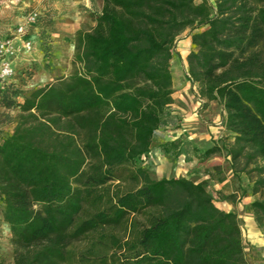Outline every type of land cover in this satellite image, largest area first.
<instances>
[{
	"label": "trees",
	"instance_id": "trees-1",
	"mask_svg": "<svg viewBox=\"0 0 264 264\" xmlns=\"http://www.w3.org/2000/svg\"><path fill=\"white\" fill-rule=\"evenodd\" d=\"M185 31L186 76L203 107L222 108L229 160L253 165L263 196L249 210L264 229V0H102L94 27L76 35L79 70L21 102L14 82L0 90V107L17 109L0 139L12 264H248L235 214L204 183L153 180L136 166L173 102L170 61ZM121 180L134 187L110 192ZM90 238L113 252L71 257Z\"/></svg>",
	"mask_w": 264,
	"mask_h": 264
},
{
	"label": "rangeland",
	"instance_id": "rangeland-1",
	"mask_svg": "<svg viewBox=\"0 0 264 264\" xmlns=\"http://www.w3.org/2000/svg\"><path fill=\"white\" fill-rule=\"evenodd\" d=\"M194 1L196 3L200 2V0ZM207 1L209 3L213 2V0ZM51 3L52 0H0V39L12 40L17 37L15 33L17 26L26 22L30 12L37 14L36 21L26 26V34L23 37V40L29 39L28 41L31 42L34 50L28 53L22 50L18 51L13 46L16 52L10 58L15 72L11 82H14V90L19 92L16 98L17 102H21V97L32 90L54 84L60 79H66L74 70L80 69L79 63L75 62L77 54L75 39L78 32H84L85 30L81 29L74 34L72 45H61L57 54L59 59H55L56 56H53L52 52L51 29L57 25L54 19L56 14L46 12L47 9L45 8ZM188 35L187 31L180 35L172 51L170 73L173 102L164 110L162 123L157 130L158 136H155V139L151 142L152 146L149 152L137 161L136 166L145 170L149 178L153 180L174 177L175 169L179 164L180 167L185 166L193 173L205 174V179H199L200 176H198V179L192 182L204 183L206 191L213 198L214 205L218 209L222 208L220 209L222 211L225 209L235 214L241 230L244 257L247 263L251 264L249 260L251 247L253 246V236L256 233L258 237H264V229L257 227L249 210V205L263 196V190L256 183H253L256 174L250 164L243 167L244 160L238 159L233 169L235 172L245 171L248 184L239 175L234 174L231 176L228 171L219 170V159L222 157L219 149L206 158L202 157L208 149L213 148L212 137L218 136L219 133L217 132L220 129L212 126L220 120L224 112L223 110L220 111L221 107L216 102H209L200 113L201 120L195 115V110L198 109V105H195L196 88H192L186 76V56L191 47L184 48L182 46L184 36ZM16 116L17 109L0 107V139L12 133ZM204 137L207 138L206 141ZM229 138L230 136L223 137L227 142ZM176 140L179 141L178 146H175L174 149L169 148L168 153L162 151V146ZM225 176L229 178V182L220 189L217 187L218 183L224 181ZM108 187L110 192L115 189L123 191L134 187V184L121 180L111 183ZM226 204L230 206L227 208L225 207ZM130 218L135 221L137 228L144 223L142 215ZM114 234L124 239L127 231L122 226L116 229ZM9 238V228L3 222L2 204L0 202V264H12ZM93 239L90 238L72 244L69 247L71 257H76L90 246L94 247V256L109 255L113 252L112 249L100 245Z\"/></svg>",
	"mask_w": 264,
	"mask_h": 264
},
{
	"label": "crops",
	"instance_id": "crops-1",
	"mask_svg": "<svg viewBox=\"0 0 264 264\" xmlns=\"http://www.w3.org/2000/svg\"><path fill=\"white\" fill-rule=\"evenodd\" d=\"M101 7H102V0H52V3L45 7L47 9L46 12L56 14V17L54 19L57 22V25H55L51 29L52 30L51 39H52V48H53L52 52H53V56H56L55 59L57 58L59 59L57 54L61 45L70 46L73 44L75 33L80 31L81 29H84L85 30L84 32H87L94 27L96 17L99 15ZM25 40H29V39L26 38ZM182 42H183L182 46L184 48L191 47L189 35L184 36V40ZM12 44L18 51L19 50L21 51L20 49L21 42L18 37L12 39ZM32 50H34L33 46H32ZM12 67L14 68L13 64ZM194 87L196 88V86H192L193 89ZM196 100H195V105L197 104ZM220 111L222 112V108H220ZM217 133H219L218 136H213L211 141H213L212 147L218 148L221 152L222 157L219 159L220 160L219 170L228 171V173L231 174V176L234 174L239 175V177L244 178L246 180V184H248V179L245 175V171L242 170L240 172H235V170L233 169L235 163L233 164L228 158L229 155L227 151L233 142V135L228 133L224 128L220 129ZM155 136H158V131L154 133L152 137L153 138L152 141L155 139ZM227 136L228 137L230 136L228 142L223 139V137H227ZM173 139L175 140L176 138ZM204 139L206 141L207 138L204 137ZM240 160L243 159L240 158ZM250 166L253 169V165L250 164ZM243 167H245L244 164ZM198 176H200L199 179H205L206 177V175L203 173H199V172L193 173L192 170L186 169L185 166L180 167V164L175 169L174 177H183L193 181L198 179L197 178ZM225 178L226 179L224 181L218 183L217 186L218 188L221 189V187H223L226 183L229 182V178L227 176H225ZM256 181H257V175L254 177L253 183H255ZM229 206L230 205L228 204L225 205V207L227 208ZM223 211L228 212L229 210L223 209ZM253 237H254L252 241L253 246L251 247L252 251H251L249 263L264 264V237H258L256 233Z\"/></svg>",
	"mask_w": 264,
	"mask_h": 264
},
{
	"label": "built area",
	"instance_id": "built-area-1",
	"mask_svg": "<svg viewBox=\"0 0 264 264\" xmlns=\"http://www.w3.org/2000/svg\"><path fill=\"white\" fill-rule=\"evenodd\" d=\"M36 19H37V14L34 12H30L28 14V18L26 22L24 24L17 26L16 28V31H15L16 36L19 38L21 42L20 49L24 52L29 53L32 50L31 42L28 40H23V37L26 34V26L35 22ZM15 52L16 50L13 47L11 39H0V89H3L7 85H9L11 83L12 78H14L15 76L14 68L12 67V62L10 61V58L14 55ZM191 85L195 86L192 83ZM195 95H196V99H197L196 101L198 105V109L195 110V115H197L199 119L201 120L200 113L203 111L204 101L198 98L196 90H195ZM223 122H224V115L221 116L220 120L214 123L212 127L222 129L224 128Z\"/></svg>",
	"mask_w": 264,
	"mask_h": 264
}]
</instances>
